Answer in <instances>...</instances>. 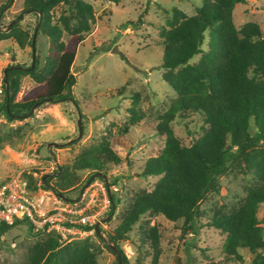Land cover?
<instances>
[{"label":"rangeland","instance_id":"1","mask_svg":"<svg viewBox=\"0 0 264 264\" xmlns=\"http://www.w3.org/2000/svg\"><path fill=\"white\" fill-rule=\"evenodd\" d=\"M23 1L0 0V7L4 6L0 12V28L4 30L18 18L20 27L32 38L39 15L24 9ZM85 1L93 5L95 17L90 31L77 47L71 66L76 80L71 89L73 98L39 103L22 118L0 114V182L18 172L28 181L31 174L35 185L40 183V191L35 192L40 207L46 208L57 199L72 210H82L80 215L93 216V224L99 228L100 235L94 229L93 233L73 236L71 241L89 240L96 254V264H117L115 255L106 247L110 243L109 235L113 234L134 196L152 190L160 178V175L142 176L141 171L147 159L159 154L164 146L165 136L158 133L157 125L177 96L161 76L164 69L160 67L163 51L160 30L171 17L172 7L193 15L202 1L120 0L117 4L108 0ZM66 8L65 3L58 4L53 10L54 19L66 12ZM107 12L110 16H103ZM234 21L236 25L254 21L264 34V0L237 4ZM207 39L206 33L202 48L207 47ZM48 44V39L38 30L33 46L20 48L11 38L0 40V101L4 94L5 68L30 66L33 56L43 63ZM114 46L118 52L112 51ZM198 58L199 54L190 62ZM35 86L30 76H24L17 98ZM134 93L139 94L135 108L140 119L127 125L126 133H120L119 128L129 123L128 108L132 106ZM169 125L185 146L191 145L206 128L203 116L195 112L183 116L177 112ZM109 129L110 145L120 161L104 163L101 172L105 173V181L98 178L89 181L91 169L78 168L70 172L73 186L63 195L44 189L42 176L48 177L50 182L58 181V166L75 167L80 154L108 136ZM250 131H254L253 120ZM217 179L219 190L209 191L198 203L194 229H185L183 219L173 222L161 214L148 211L142 214L119 241L128 263L151 264L152 248L141 238L144 230L155 225L160 237L157 264H204L209 261L253 264L254 255L246 248L238 249L242 261L227 259L222 250L225 233L208 225L212 216L237 207L253 181L234 169ZM43 191L46 193L42 194ZM258 218L264 231V205L258 209ZM46 233L33 231L26 222H16L0 236V264H27L30 247Z\"/></svg>","mask_w":264,"mask_h":264},{"label":"trees","instance_id":"2","mask_svg":"<svg viewBox=\"0 0 264 264\" xmlns=\"http://www.w3.org/2000/svg\"><path fill=\"white\" fill-rule=\"evenodd\" d=\"M108 1L117 4L120 0ZM201 1L193 15L172 7L171 17L160 30L163 46L160 67L164 69L161 76L177 96L157 125L158 133L165 136L164 146L159 154L147 159L141 171L142 176L160 175V178L152 190L134 196L109 235L106 247L115 255L117 264H129L119 241L147 211L173 222L183 219L185 229H194L198 203L209 191L219 190L217 177L230 169L250 176L253 184L247 187L237 207L212 216L208 225L225 233L222 250L227 259L242 261L238 249L246 248L254 255L253 264H264V231L258 218V209L264 205V34L254 21L236 25L234 9L247 0ZM60 3L67 5L66 12L54 19L53 10ZM23 4L24 9L40 13L37 30L49 44L43 63L37 57L33 65H11L4 70L0 114L14 118L28 115L39 103L73 98L71 89L76 80L71 66L77 47L95 17L93 5L85 0H24ZM103 16H110V12ZM206 33L207 47L202 48ZM8 38L20 48L32 45V38L19 22L8 29L0 28V40ZM198 54V60L190 62ZM27 75L36 86L17 98L21 79ZM132 98L129 123L119 128L120 133H126L127 125L140 119L135 108L139 94L134 93ZM177 112L182 116L199 113L206 124L202 135L189 146L180 142L169 125ZM107 134L80 154L75 167L58 166V181L50 182L42 176L44 189L63 195L73 186L70 172L78 168L91 169L89 181L96 178L105 181V173L101 172L104 163L120 161L109 142L110 129ZM34 181L30 174L28 182L32 189L37 188ZM10 227L3 225L0 236ZM141 239L152 248L151 264H157L160 254L157 226L144 230ZM29 251L27 264H96L89 240L61 244L54 232L46 233Z\"/></svg>","mask_w":264,"mask_h":264},{"label":"built area","instance_id":"3","mask_svg":"<svg viewBox=\"0 0 264 264\" xmlns=\"http://www.w3.org/2000/svg\"><path fill=\"white\" fill-rule=\"evenodd\" d=\"M37 186L32 189L19 172L0 182V229L3 225L26 222L35 232L56 233L60 243L71 240L75 235L94 232L93 216L80 215L82 210H72L57 199L46 208L40 207L35 200L40 183ZM45 193L43 191L42 194Z\"/></svg>","mask_w":264,"mask_h":264},{"label":"water","instance_id":"4","mask_svg":"<svg viewBox=\"0 0 264 264\" xmlns=\"http://www.w3.org/2000/svg\"><path fill=\"white\" fill-rule=\"evenodd\" d=\"M38 15H40V13H39ZM18 20H19V19L16 18L15 20L11 21V22L8 24V26L6 27V29H8L9 27H11L14 23L18 22ZM36 31H37V26H36V28H35V30H34V33H33V36H32V46H33V43H34V40H35V37H36ZM112 51H116V52H118V48H117L116 46H114L113 49H112ZM32 61H33V63H34V56L32 57ZM33 63H32V65H33ZM78 129H79V136H81V135H82V124H81V117H80V115H79V118H78ZM95 229H96L97 232H98L97 225H95ZM111 248H112L113 250H116L115 247H114L113 245H111Z\"/></svg>","mask_w":264,"mask_h":264},{"label":"crops","instance_id":"5","mask_svg":"<svg viewBox=\"0 0 264 264\" xmlns=\"http://www.w3.org/2000/svg\"><path fill=\"white\" fill-rule=\"evenodd\" d=\"M248 1V0H247Z\"/></svg>","mask_w":264,"mask_h":264}]
</instances>
